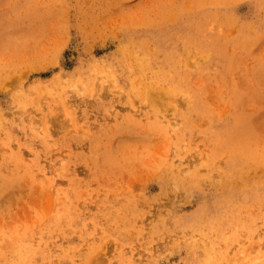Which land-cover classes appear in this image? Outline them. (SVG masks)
<instances>
[{"label": "rangeland", "instance_id": "1", "mask_svg": "<svg viewBox=\"0 0 264 264\" xmlns=\"http://www.w3.org/2000/svg\"><path fill=\"white\" fill-rule=\"evenodd\" d=\"M0 264H264V0H0Z\"/></svg>", "mask_w": 264, "mask_h": 264}, {"label": "bare ground", "instance_id": "2", "mask_svg": "<svg viewBox=\"0 0 264 264\" xmlns=\"http://www.w3.org/2000/svg\"><path fill=\"white\" fill-rule=\"evenodd\" d=\"M217 7H218V5H217ZM198 9H200V8H198ZM179 44V43H178ZM211 52V51H210Z\"/></svg>", "mask_w": 264, "mask_h": 264}]
</instances>
